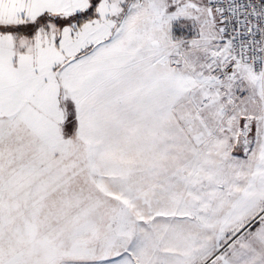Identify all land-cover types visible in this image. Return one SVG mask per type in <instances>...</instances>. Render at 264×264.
<instances>
[{"label":"snow or ice","instance_id":"snow-or-ice-1","mask_svg":"<svg viewBox=\"0 0 264 264\" xmlns=\"http://www.w3.org/2000/svg\"><path fill=\"white\" fill-rule=\"evenodd\" d=\"M0 264H264V0H0Z\"/></svg>","mask_w":264,"mask_h":264}]
</instances>
